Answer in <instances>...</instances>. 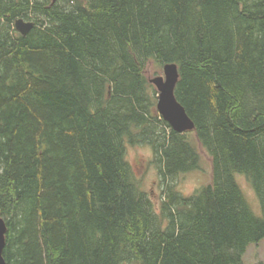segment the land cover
Here are the masks:
<instances>
[{
	"label": "trees",
	"instance_id": "obj_1",
	"mask_svg": "<svg viewBox=\"0 0 264 264\" xmlns=\"http://www.w3.org/2000/svg\"><path fill=\"white\" fill-rule=\"evenodd\" d=\"M150 61L178 65L195 137L159 113ZM128 144L152 148L159 210ZM199 145L212 181L187 195ZM0 216L7 264H244L264 240V0H0Z\"/></svg>",
	"mask_w": 264,
	"mask_h": 264
},
{
	"label": "rangeland",
	"instance_id": "obj_2",
	"mask_svg": "<svg viewBox=\"0 0 264 264\" xmlns=\"http://www.w3.org/2000/svg\"><path fill=\"white\" fill-rule=\"evenodd\" d=\"M147 75L149 78L157 75H164V67L158 65L154 61H150L147 66ZM189 134L195 137L193 132L189 131ZM199 151L201 153L199 168L194 171L179 174L176 178L177 188L187 195L192 194L197 188L212 181L213 164L211 156L201 145H199ZM127 159L132 165L142 188L149 194L154 206L159 210L164 198L166 182H163L160 168L153 161L151 146L128 144ZM236 178L246 194L247 200L254 213L258 216H262L263 211L260 201L250 181L245 175L241 174H237ZM243 260L244 264L264 263V240L257 245H250L244 254Z\"/></svg>",
	"mask_w": 264,
	"mask_h": 264
},
{
	"label": "water",
	"instance_id": "obj_3",
	"mask_svg": "<svg viewBox=\"0 0 264 264\" xmlns=\"http://www.w3.org/2000/svg\"><path fill=\"white\" fill-rule=\"evenodd\" d=\"M34 26L33 21L19 18L15 22L16 29L26 34ZM179 79V69L176 63L164 65V75L150 78V81L158 90L157 109L162 117L178 132L185 133L195 128L194 121L188 115L185 107L178 101L175 95V87ZM7 223L0 216V264H7L4 257L6 246Z\"/></svg>",
	"mask_w": 264,
	"mask_h": 264
}]
</instances>
